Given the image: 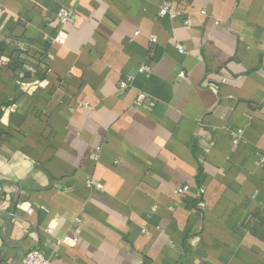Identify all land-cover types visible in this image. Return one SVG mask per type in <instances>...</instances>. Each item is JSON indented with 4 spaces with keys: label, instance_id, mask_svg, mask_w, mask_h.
<instances>
[{
    "label": "crops",
    "instance_id": "0c3cea01",
    "mask_svg": "<svg viewBox=\"0 0 264 264\" xmlns=\"http://www.w3.org/2000/svg\"><path fill=\"white\" fill-rule=\"evenodd\" d=\"M0 6V264H264V0Z\"/></svg>",
    "mask_w": 264,
    "mask_h": 264
},
{
    "label": "built area",
    "instance_id": "2783aa9c",
    "mask_svg": "<svg viewBox=\"0 0 264 264\" xmlns=\"http://www.w3.org/2000/svg\"><path fill=\"white\" fill-rule=\"evenodd\" d=\"M2 12L1 6H0V13ZM158 14L160 16L168 15L170 17H175L179 14V10L172 7V5L168 2L161 4L159 7ZM56 21L59 23V25H65L68 23H72L74 21V13L71 9L67 7H61L59 11L55 15ZM184 26L188 27L189 23L188 21H184ZM66 39V33L61 28L57 31V33L53 37V41L57 43H64ZM150 41H155V39H150ZM177 48L179 51H182V47L177 45ZM137 71L139 73H149L151 71V67L149 64H142L138 67ZM130 76H126L125 78H122L118 81V90L122 91L126 89L130 85ZM148 100L147 95L144 92H138L134 99V104L136 106H140L144 103H146ZM260 165L264 166V152L259 157ZM87 185H91V181L86 182ZM95 188L100 189L101 185L99 183L94 185ZM188 187L186 185H182L180 187H177L175 189V193L178 196H183L184 193L187 191ZM31 209L28 208L27 211H30ZM50 229V227H48ZM77 242L76 236H65L61 238L58 243H64L67 245H74ZM19 264H49L48 259L45 257V255L40 251V249L37 248H31L24 252L22 257L20 258Z\"/></svg>",
    "mask_w": 264,
    "mask_h": 264
},
{
    "label": "trees",
    "instance_id": "16d2710c",
    "mask_svg": "<svg viewBox=\"0 0 264 264\" xmlns=\"http://www.w3.org/2000/svg\"><path fill=\"white\" fill-rule=\"evenodd\" d=\"M3 44L0 43V54L3 52Z\"/></svg>",
    "mask_w": 264,
    "mask_h": 264
}]
</instances>
